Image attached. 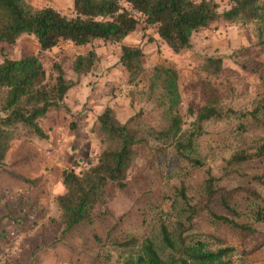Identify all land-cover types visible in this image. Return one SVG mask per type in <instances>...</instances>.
Masks as SVG:
<instances>
[{"label": "rangeland", "instance_id": "1", "mask_svg": "<svg viewBox=\"0 0 264 264\" xmlns=\"http://www.w3.org/2000/svg\"><path fill=\"white\" fill-rule=\"evenodd\" d=\"M27 1L37 8L49 5L64 14L72 12V0ZM216 1L219 12L229 7V0ZM143 26L140 22L121 43L95 40L77 46L64 41L44 52H39L33 35L22 34L13 44L0 43V60L4 55H38L50 84L56 77L54 62L61 64L67 79L77 82L63 99L69 111L50 108L40 121L48 138L12 141L0 166V264H119L123 254L120 242L130 236L141 240L156 235L162 219L173 221L178 214L183 216L181 208L186 205L180 195L182 185L185 201L195 206L192 233L210 234L234 247V264H264V221L251 223L249 216L243 215L247 189L264 197V157L241 167L224 168L232 152L241 148L253 151L264 142V131L250 117L233 115L203 122L202 134L194 137L197 153L189 154L201 160L196 166L176 152L170 141L146 135L149 129L161 130L169 123L158 104L159 92H149V78L156 65L178 71L181 103L177 112L187 134L196 132V114L208 101L237 111H249L264 103V47L257 42L255 23L214 21L193 33L191 48L179 54L168 48L153 27ZM121 44L139 45L145 54L143 72L133 83L119 61ZM89 49L99 55V60L91 71L75 73L71 69L74 58ZM209 56L221 57L218 73L202 70ZM3 96L0 89V104ZM106 106L114 109L120 122L133 118L131 125L148 142L137 147L126 187L109 188L108 202L98 208L95 222L62 234L55 203L56 195L64 191L62 169L73 166L79 171L95 161L100 148L96 117ZM240 122L246 129H238ZM208 171L217 177L212 198L204 193ZM221 196L230 205L237 203L238 211L223 206ZM210 210L251 224L255 231L218 221Z\"/></svg>", "mask_w": 264, "mask_h": 264}, {"label": "trees", "instance_id": "2", "mask_svg": "<svg viewBox=\"0 0 264 264\" xmlns=\"http://www.w3.org/2000/svg\"><path fill=\"white\" fill-rule=\"evenodd\" d=\"M229 7L219 12L216 0H72L71 14H64L52 6L37 8L27 0H0V43L13 44L22 34L33 35L39 52L50 50L59 43L69 41L85 46L95 40L104 43H121L134 32L140 22L144 28L153 27L168 48L179 54L191 48L193 33L207 28L219 19L224 21L253 22L256 26L257 42L264 47V0H229ZM144 51L139 45L121 44L119 61L128 72V81L135 82L143 72ZM99 55L89 49L74 58L71 69L85 74L94 67ZM55 82L47 80L46 70L38 55L19 58L3 56L0 60V89L3 101L0 104V166L12 141L21 138L47 139L48 134L40 121L50 108L64 107L67 91L75 85L65 77L60 63L54 62ZM222 68L221 57H207L202 70L218 73ZM179 74L172 66L156 65L149 78V92L158 93V104L168 117V124L161 130L149 129L146 135L156 140L172 143L176 152L187 156L192 165L202 162L196 154L195 138L202 134V123L211 119H226L235 116L250 119L264 131V103L249 111L224 108L217 102L208 101L196 114V132L182 131L183 121L177 108L181 103L178 85ZM190 112L192 108H189ZM99 152L94 162L77 171L73 166L62 169L64 191L55 197L59 211L58 221L62 234L79 227L91 225L98 216V208L108 202L109 188L124 189L127 177L142 143H147L131 125L133 118L120 122L110 106L97 115ZM246 129L240 122L238 129ZM264 157V142L253 151L241 148L232 152L225 160L224 168L243 164L254 158ZM232 169V168H231ZM234 170V169H232ZM235 171V170H234ZM215 177L210 171L204 179V193L212 198L215 192ZM184 186L180 195L186 207L175 220L167 218L159 223L156 235L143 239L130 236L120 242L123 254L119 264H234V247L210 234L192 233L191 220L195 206L185 200ZM245 216L251 223L264 221V197L254 190H246ZM223 206L237 210V203L230 205L221 196ZM218 221L255 231L248 223H238L210 210ZM239 215V212H238ZM255 247L254 249H256Z\"/></svg>", "mask_w": 264, "mask_h": 264}, {"label": "crops", "instance_id": "3", "mask_svg": "<svg viewBox=\"0 0 264 264\" xmlns=\"http://www.w3.org/2000/svg\"><path fill=\"white\" fill-rule=\"evenodd\" d=\"M130 35H131V33H130L128 36H126V38H125V39H127V38H128ZM125 39H124V40H125Z\"/></svg>", "mask_w": 264, "mask_h": 264}]
</instances>
